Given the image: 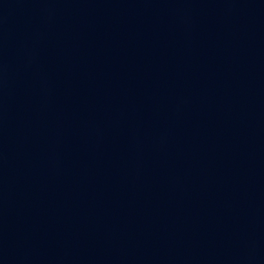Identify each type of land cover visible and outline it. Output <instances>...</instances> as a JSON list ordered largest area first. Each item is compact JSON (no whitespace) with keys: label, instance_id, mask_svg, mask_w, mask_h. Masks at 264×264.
Wrapping results in <instances>:
<instances>
[{"label":"water","instance_id":"95a60500","mask_svg":"<svg viewBox=\"0 0 264 264\" xmlns=\"http://www.w3.org/2000/svg\"><path fill=\"white\" fill-rule=\"evenodd\" d=\"M0 264H264V0H0Z\"/></svg>","mask_w":264,"mask_h":264}]
</instances>
